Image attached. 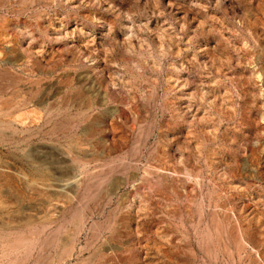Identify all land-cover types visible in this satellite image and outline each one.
Wrapping results in <instances>:
<instances>
[{
	"label": "rangeland",
	"instance_id": "374dc122",
	"mask_svg": "<svg viewBox=\"0 0 264 264\" xmlns=\"http://www.w3.org/2000/svg\"><path fill=\"white\" fill-rule=\"evenodd\" d=\"M0 76V264H264V0H0Z\"/></svg>",
	"mask_w": 264,
	"mask_h": 264
},
{
	"label": "bare ground",
	"instance_id": "6f19581e",
	"mask_svg": "<svg viewBox=\"0 0 264 264\" xmlns=\"http://www.w3.org/2000/svg\"><path fill=\"white\" fill-rule=\"evenodd\" d=\"M56 27V26H55ZM53 28V27H52ZM74 28V27H73ZM62 30H64V29H62ZM65 32V31H64ZM122 32V31H121ZM54 33V32H53ZM55 33L57 34L58 33V30L57 31H55ZM71 33V32H70ZM52 34V33H51ZM62 34V33H61ZM64 34V33H63ZM119 35H121V34H119ZM53 36H54V34H53ZM124 36V35H123ZM68 37V36H67ZM125 37V36H124ZM70 38V37H69ZM81 38H84V37H81ZM128 37H126V39H127ZM64 39V38H63ZM67 39V38H66ZM129 39V38H128ZM70 40V39H69ZM77 40H79V39H77ZM85 40V39H84ZM129 41V40H128ZM84 42V41H83ZM71 43V42H70ZM129 43V42H128ZM78 44V43H77ZM86 44V43H85ZM31 46H29V48H30ZM36 48V47H35ZM35 48H33V49H35ZM38 50H39V48H38ZM85 50H87V49H85ZM31 51H33L32 49H31ZM42 51V50H41ZM28 52V51H27ZM99 53H101V52H99ZM34 54V53H33ZM92 54H94V53H92ZM91 54V55H92ZM40 55V54H39ZM33 56H35V54L33 55ZM94 56H95V54H94ZM98 56V55H97ZM96 56V57H97ZM103 56V55H102ZM32 57V56H31ZM40 57V56H39ZM20 58V57H19ZM37 60V59H36ZM24 61H26V60H24ZM98 62V61H97ZM99 62H101V61H99ZM98 62V63H99ZM19 63V62H18ZM21 63H22V61H21ZM26 64L28 63V62H25ZM104 64V63H103ZM102 64V65H103ZM28 65V64H27ZM19 66V65H18ZM22 67V66H21ZM25 68V67H24ZM100 68V67H99ZM102 68H105V66L104 67H102ZM25 69H27V68H25ZM67 69V68H66ZM29 70V69H28ZM27 71V70H26ZM12 72V71H11ZM31 72V71H30ZM63 72V71H62ZM15 73V72H14ZM26 73V72H25ZM67 73V72H66ZM69 73V72H68ZM72 73V72H71ZM16 74V73H15ZM19 73H17V75H18ZM2 75V74H1ZM14 76V74H13V76H14V78L16 77V79H17V77H23V75L22 74H19L18 76ZM25 76V75H24ZM69 76V75H68ZM71 76V75H70ZM69 76V77H70ZM0 77H3V76H0ZM5 77V76H4ZM58 77V76H57ZM67 77V76H66ZM12 78V77H11ZM14 78H12L13 79V81H16ZM28 78V77H27ZM47 78V77H46ZM45 78V79H46ZM19 79V78H18ZM24 80V79H23ZM26 80V79H25ZM24 80V81H25ZM29 80V79H28ZM28 80H26V81H28ZM35 80V79H34ZM38 80V79H37ZM42 80V79H41ZM54 80V79H53ZM66 80H68V79H66ZM18 81V80H17ZM22 81V80H21ZM23 81V82H24ZM43 81V80H42ZM22 82V83H23ZM7 83V82H6ZM15 83V82H14ZM18 83H19V81H18ZM8 84V83H7ZM11 84V83H10ZM13 84V83H12ZM21 84V83H20ZM62 84V83H61ZM6 85V84H5ZM9 85V84H8ZM25 85V84H24ZM29 85V84H28ZM12 87H13V85H11ZM21 86V85H20ZM20 86H18V88H20ZM26 86V85H25ZM24 86V87H25ZM15 87V86H14ZM23 87V88H24ZM7 88V87H6ZM22 88V89H23ZM15 90H16V94H17V87L16 88H14ZM25 89V88H24ZM27 90V89H26ZM67 90H69V88L67 89ZM13 91V90H12ZM11 91V92H12ZM20 91H22V90H20ZM66 91V90H65ZM23 92H25L24 90H23ZM58 92V91H57ZM68 92V91H67ZM20 94V93H19ZM21 95V94H20ZM66 95V94H65ZM67 95H68V93H67ZM23 96V95H22ZM62 96V95H61ZM15 97V96H14ZM8 100H9V98H7ZM12 99V98H11ZM15 99V98H14ZM6 100V99H5ZM18 100V99H17ZM24 100V99H23ZM13 101V100H12ZM12 101H8V102H12ZM55 102V101H54ZM53 102V103H54ZM79 102V101H78ZM5 104L7 103V102H4ZM3 103V104H4ZM22 103H25V102H22ZM50 103V102H49ZM4 104V105H5ZM8 104V103H7ZM6 104V105H7ZM62 104V103H61ZM3 105V106H4ZM22 105V104H21ZM50 106V105H49ZM2 111V110H1ZM5 111V110H4ZM79 113V112H78ZM74 114V113H73ZM75 114H76V112H75ZM6 115V114H5ZM70 115V114H69ZM75 116H77V115H75ZM72 118V117H71ZM67 120V119H66ZM69 120V119H68ZM72 120V119H71ZM58 122V121H57ZM73 122V121H72ZM61 123V122H60ZM59 123V124H60ZM71 123V122H70ZM65 130V129H64ZM61 150V149H60ZM63 150V149H62ZM66 151V150H65ZM61 153H64V152H61ZM66 153V152H65ZM66 154H69L68 152L66 153ZM62 155V154H61ZM65 154H63V156L62 157H65L64 156ZM69 156V155H68ZM67 156V157H68ZM69 158H71V156L69 157ZM68 159V158H67ZM66 159V160H67ZM71 160H72V158H71ZM72 162V161H71ZM77 165V164H76ZM7 169V168H6ZM75 169H76V167H75ZM1 170V169H0ZM2 171H4V169L2 170ZM6 171V170H5ZM163 171V170H162ZM157 172V171H156ZM158 172H161V171H159V169H158ZM164 172V171H163ZM166 173V172H165ZM165 173L163 174L162 172H161V174H163L164 176H166L165 175ZM168 173V172H167ZM17 174H19V173H17ZM160 174V173H159ZM20 176V175H19ZM22 178H23V176H22ZM22 178H20L21 180H22ZM79 179H78V172H76L75 170H74V172L72 173L71 172V175H68V177L64 180V181H62V182H60V183H58V184H52V183H50V182H43V181H34L32 184H31V187H32V189H37L38 191L40 190L41 192H53L54 194L56 193V195H57V193H59V192H62V196L64 197L63 199H65V196L64 195H66L67 194V192H68V190L71 188H75V186L77 187V183L79 182L78 181ZM21 182V181H20ZM79 184V183H78ZM73 191H74V189H72ZM71 190V191H72ZM70 191V190H69ZM40 192V193H41ZM63 192L65 193L66 192V194H64L63 195ZM42 194V193H41ZM53 194V195H54ZM69 194V193H68ZM67 194V195H68ZM61 195V194H60ZM67 195H66V199L67 198H69V197H67ZM40 196V195H39ZM44 196V198H45V195H43ZM42 196V197H43ZM48 196V195H47ZM49 196H50V194H49ZM51 196H52V193H51ZM50 196V197H51ZM58 196V195H57ZM61 197V196H60ZM48 198V197H47ZM49 199V198H48ZM65 199V200H66ZM44 200V199H43ZM47 200V199H46ZM56 200V199H55ZM56 201H58L59 202V199L58 200H56ZM67 201V200H66ZM44 203H46V202H44ZM49 205V208L47 209V213H52L53 211H54V213H55V208H57V205H56V203H48ZM50 204H51V206H50ZM47 206V205H46ZM44 207V210H43V214H44V211H45V206H43ZM47 208V207H46ZM41 209H43V208H41ZM40 209V210H41ZM40 213V212H39ZM30 214V213H29ZM28 214V216H27V219L28 218H30L31 216L33 217V215L31 214V216ZM35 214V213H34ZM53 214V213H52ZM37 215H40V214H37ZM37 215H36V217H37ZM51 215V214H50ZM55 215V214H54ZM35 216V215H34ZM40 216H42V215H40ZM52 216V215H51ZM4 217V216H3ZM24 217H26V216H24ZM23 217V218H24ZM43 217V216H42ZM6 218H8V217H6ZM23 218H21V219H23ZM44 218V217H43ZM9 219V218H8ZM24 219H26V218H24ZM31 219V218H30ZM39 219V218H38ZM47 219H49V217L47 218ZM2 220V222H6L7 220L6 219H1ZM6 220V221H5ZM10 220V219H9ZM44 220V219H43ZM45 220H46V218H45ZM11 221V220H10ZM12 221H15V219H13ZM21 222H22V220H20ZM1 222V221H0ZM16 222H17V220H16ZM75 222V221H74ZM11 223V222H10ZM9 223V224H10ZM18 223H19V219H18ZM1 224V223H0ZM4 223H2V225H3ZM7 225V224H6ZM22 225V224H21ZM1 226V225H0ZM75 226H77V225H75ZM5 227V226H4ZM1 231H3V230H1ZM22 233V232H21ZM5 235V234H4ZM33 235H34V233H33ZM2 236V235H1ZM30 236V235H29ZM67 236H69V235H67ZM31 237V236H30ZM30 239V238H29ZM66 239H67V237H66ZM68 240H70V239H68ZM12 242H14V241H12ZM17 243H18V240L16 241ZM21 242V241H20ZM30 242V241H29ZM67 242V241H66ZM70 241H68L67 243H69ZM72 242V241H71ZM9 243V242H8ZM23 243V242H22ZM3 244V243H2ZM13 244H15V242L13 243ZM29 244V243H28ZM31 244V243H30ZM72 244V243H71ZM15 245H17V244H15ZM68 245V244H67ZM6 246V245H5ZM11 247H12V245H10ZM8 247V246H7ZM13 247H15V246H13ZM27 247V246H26ZM31 247V246H30ZM68 247H69V245H68ZM28 248V247H27ZM27 248H25V249H27ZM71 248V247H70ZM69 248V249H70ZM2 249V248H1ZM22 249L23 248H21V252H22ZM29 249V248H28ZM66 250V249H65ZM0 252H2V250L0 251ZM66 252V251H65ZM14 253V252H13ZM19 253V252H18ZM61 253H62V251H61ZM15 254V253H14ZM12 255V254H11ZM24 255H25V253H24Z\"/></svg>",
	"mask_w": 264,
	"mask_h": 264
}]
</instances>
